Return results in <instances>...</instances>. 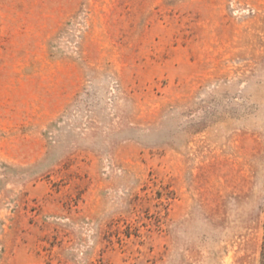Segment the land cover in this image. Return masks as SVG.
<instances>
[{
  "label": "rangeland",
  "instance_id": "rangeland-1",
  "mask_svg": "<svg viewBox=\"0 0 264 264\" xmlns=\"http://www.w3.org/2000/svg\"><path fill=\"white\" fill-rule=\"evenodd\" d=\"M264 0H0V264H260Z\"/></svg>",
  "mask_w": 264,
  "mask_h": 264
},
{
  "label": "trees",
  "instance_id": "trees-1",
  "mask_svg": "<svg viewBox=\"0 0 264 264\" xmlns=\"http://www.w3.org/2000/svg\"><path fill=\"white\" fill-rule=\"evenodd\" d=\"M261 212L263 214V218H264V201H263V205L261 208ZM263 236H262V243H261V251H260V264H264V223H263Z\"/></svg>",
  "mask_w": 264,
  "mask_h": 264
}]
</instances>
